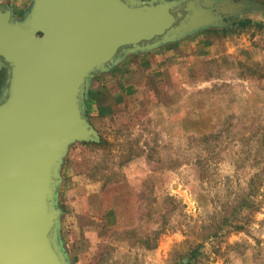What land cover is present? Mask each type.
<instances>
[{
	"label": "rangeland",
	"instance_id": "rangeland-1",
	"mask_svg": "<svg viewBox=\"0 0 264 264\" xmlns=\"http://www.w3.org/2000/svg\"><path fill=\"white\" fill-rule=\"evenodd\" d=\"M226 1L204 29L223 43L175 57L191 70L149 77L121 113L91 123L99 142L69 146L61 195L80 174L110 184L116 225L101 247L115 264H264V0Z\"/></svg>",
	"mask_w": 264,
	"mask_h": 264
},
{
	"label": "water",
	"instance_id": "water-1",
	"mask_svg": "<svg viewBox=\"0 0 264 264\" xmlns=\"http://www.w3.org/2000/svg\"><path fill=\"white\" fill-rule=\"evenodd\" d=\"M228 2L33 0L21 19L0 8V264H70L55 199L69 146L100 140L85 111L92 77L221 23Z\"/></svg>",
	"mask_w": 264,
	"mask_h": 264
},
{
	"label": "crops",
	"instance_id": "crops-1",
	"mask_svg": "<svg viewBox=\"0 0 264 264\" xmlns=\"http://www.w3.org/2000/svg\"><path fill=\"white\" fill-rule=\"evenodd\" d=\"M32 2L33 0H0V8H10L14 17L21 19ZM222 36L223 34L213 31L200 30L147 52L130 54L114 68L95 74L89 82L86 94L85 111L88 121L96 126V121L121 113L127 104L137 98L138 93H144L149 77L154 78L159 73H174L175 70L178 73L184 67L182 65L186 66L187 71L191 70L189 63L174 64L175 57L185 59L191 52L204 56L211 50V46L215 47L217 42L225 41ZM205 44L207 48H204ZM2 87L3 74L0 73V93ZM65 164L66 159L60 169L61 180L55 199L56 206L61 211L60 223L62 220L66 241L70 247L67 251L62 244L63 253L70 264L85 259L86 255H97L93 256L95 261L92 264H115V255H110L108 248L101 247L104 236L107 235L105 231L113 230L116 225L117 201L112 197L110 202V184L90 181L87 176L80 174L79 184L76 183L78 185L69 192L62 191L61 195Z\"/></svg>",
	"mask_w": 264,
	"mask_h": 264
},
{
	"label": "trees",
	"instance_id": "trees-1",
	"mask_svg": "<svg viewBox=\"0 0 264 264\" xmlns=\"http://www.w3.org/2000/svg\"><path fill=\"white\" fill-rule=\"evenodd\" d=\"M250 23V20H245V21H242L241 22V25L244 26V25H247Z\"/></svg>",
	"mask_w": 264,
	"mask_h": 264
},
{
	"label": "flooded vegetation",
	"instance_id": "flooded-vegetation-1",
	"mask_svg": "<svg viewBox=\"0 0 264 264\" xmlns=\"http://www.w3.org/2000/svg\"><path fill=\"white\" fill-rule=\"evenodd\" d=\"M1 72V71H0ZM1 74H3V72H1Z\"/></svg>",
	"mask_w": 264,
	"mask_h": 264
}]
</instances>
